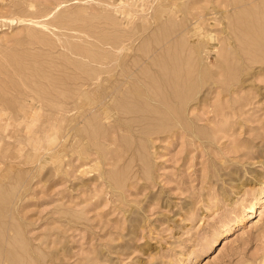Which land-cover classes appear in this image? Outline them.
<instances>
[{
	"label": "rangeland",
	"instance_id": "374dc122",
	"mask_svg": "<svg viewBox=\"0 0 264 264\" xmlns=\"http://www.w3.org/2000/svg\"><path fill=\"white\" fill-rule=\"evenodd\" d=\"M0 264H264V0H0Z\"/></svg>",
	"mask_w": 264,
	"mask_h": 264
}]
</instances>
